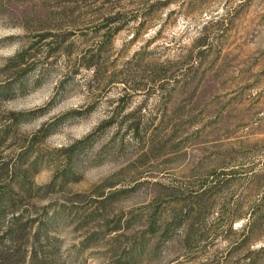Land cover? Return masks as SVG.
Masks as SVG:
<instances>
[{
  "label": "rangeland",
  "instance_id": "374dc122",
  "mask_svg": "<svg viewBox=\"0 0 264 264\" xmlns=\"http://www.w3.org/2000/svg\"><path fill=\"white\" fill-rule=\"evenodd\" d=\"M143 13L154 20L146 28L138 25ZM210 18L214 53L184 86L182 56ZM46 28L52 30L43 37ZM98 46L116 75L72 66ZM23 47L27 71L8 62ZM162 66L169 81L157 80L154 67ZM160 81L165 87L154 89ZM1 88L9 89L0 100L1 129L9 127L8 109L24 114L9 127L15 135L0 141V163L12 162L19 145L45 131L34 140L41 155L35 183L64 171L66 151L76 159L79 180L43 202L78 199L72 193L83 191L95 203L101 190L125 186L126 196H113L106 211L111 225L132 215V230L153 189L168 210L187 207L192 192L203 189L198 219L176 225L159 255L129 264H264V0H0ZM137 107L141 140L126 117ZM157 179L162 184H152ZM99 230L87 235L74 222L63 225L64 264L129 261L127 238H102L107 230Z\"/></svg>",
  "mask_w": 264,
  "mask_h": 264
},
{
  "label": "trees",
  "instance_id": "16d2710c",
  "mask_svg": "<svg viewBox=\"0 0 264 264\" xmlns=\"http://www.w3.org/2000/svg\"><path fill=\"white\" fill-rule=\"evenodd\" d=\"M146 13H143L140 24H138L141 25L140 27L146 28L154 21L153 17ZM212 20L213 18L206 20L204 27L192 39L188 49L182 56L187 72L186 78L184 77L181 80L184 86L195 77V73L206 68L205 64L214 53L217 41H214V35L207 30L213 22ZM214 21L217 22V20ZM119 28L121 26L115 30ZM51 30V28L44 29L41 31V36H47ZM137 34L136 31L132 36ZM65 48L66 45H62V49L65 50ZM95 48L94 51L97 53L84 51L77 61L72 63V66L75 67V64L85 67L90 66L94 76L116 75V69L113 67L108 68L106 65L108 64L107 60L105 58L101 59L102 47ZM26 52L27 48L25 47L17 50L8 59V62L21 71H27L31 62L29 61L30 56ZM154 70L156 76H158L157 80L163 78L162 80L169 81L171 79L170 75H166L165 67H154ZM165 83L167 82L160 81L153 87H155L154 89H162L165 87ZM8 96L9 89L1 88L0 100ZM158 111L161 112V115L166 112L165 109L159 108ZM23 114V111L8 109L7 115L3 119L8 120V122L4 126L9 125L10 127L12 124L20 122ZM141 114L140 107L126 114V117L129 118V130L138 140H141ZM162 121L163 119H160V122ZM1 126L0 124V141L5 139L7 135H15L16 132L9 127L5 130L1 129ZM8 131L10 134H6ZM170 131L173 132L174 129H170ZM37 134V132H34L32 134L33 139H26V143L19 145L20 149L12 162L9 163L5 160L0 163V264H64L66 258L60 252L62 239L58 232L63 225L72 222H74L76 228H87V235L100 231L99 228L103 226L107 231L103 232L102 238H105L104 234L109 232H114V234L118 232L117 235L122 234L125 236L127 242L123 249L126 250V259H129V261H125L123 264H129L137 262L140 260L139 257L144 255H159L161 244L170 239L171 231L176 225L181 223L192 225L198 219L203 189H195L192 192L187 207L178 206L176 203L170 210L166 208L168 201L164 202L163 195L159 190L153 189L150 193L147 210L142 213L139 219H136L137 222H140L139 226L136 229L132 227V230L129 229L134 223L131 221L132 215L124 219L120 217L114 225H111L109 214L106 211L109 199L118 193L126 196L125 191L129 189L125 186L114 187L108 191L101 190L94 197L95 203L87 199L83 191L72 193V197L78 199L71 198L53 203L50 201L43 202L42 199L55 191L56 187L61 191L63 184L79 180L78 173L75 171V167H78V165H76V159L73 157L72 151H66L64 171L54 175L47 183H35L33 176L40 169L41 155L36 145H34V140L35 142L41 140L47 132L45 131L42 135ZM21 135L26 138L24 134ZM148 152L146 149L142 154ZM197 173L200 174L198 170ZM132 176L138 178L139 175ZM116 183H118L117 180L109 183L108 186L113 187ZM158 183L162 184L158 179L152 181L154 185ZM79 207L83 209L81 213L76 214ZM250 208V214L254 213L255 207ZM81 243L83 247L96 244L89 241L86 243L81 241Z\"/></svg>",
  "mask_w": 264,
  "mask_h": 264
}]
</instances>
